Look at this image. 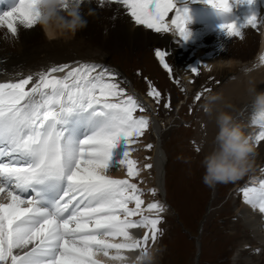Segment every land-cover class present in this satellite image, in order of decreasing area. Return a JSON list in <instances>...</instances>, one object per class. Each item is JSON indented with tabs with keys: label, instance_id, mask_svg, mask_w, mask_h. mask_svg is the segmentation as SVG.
<instances>
[{
	"label": "snow or ice",
	"instance_id": "1",
	"mask_svg": "<svg viewBox=\"0 0 264 264\" xmlns=\"http://www.w3.org/2000/svg\"><path fill=\"white\" fill-rule=\"evenodd\" d=\"M39 2L20 0L0 15V27L6 26L12 37L17 36L18 25L32 29L39 18ZM105 2L126 8L136 25L157 33L174 27L179 37L189 38L187 13L176 9L174 0H100L102 6ZM236 2L251 5L254 0ZM207 3L230 10L229 0ZM170 12L174 17L168 25ZM245 27H259L256 15L241 26L225 24L222 31L243 39ZM155 55L171 73L167 53L157 50ZM259 60L264 64V55ZM147 96L160 104L161 93L155 88ZM163 107L170 110L171 100ZM145 111L114 73L95 64L54 66L36 77L0 82V264H98V254L122 261L126 258L122 252L147 249L149 240L156 242L163 206L149 203L146 210L156 216H144L143 192L131 182L140 175L137 162L129 157L131 145L149 128V119L137 115ZM77 112L93 116L85 122L90 131L80 138L69 135L66 127V118ZM121 139L128 146L120 162L128 179L108 174L113 149ZM262 141L264 131L255 143ZM242 196L264 214V180L258 187L243 188ZM137 216L140 219H132ZM140 228L147 229L143 238L130 243L129 230ZM117 238L123 242H111Z\"/></svg>",
	"mask_w": 264,
	"mask_h": 264
},
{
	"label": "bare ground",
	"instance_id": "2",
	"mask_svg": "<svg viewBox=\"0 0 264 264\" xmlns=\"http://www.w3.org/2000/svg\"><path fill=\"white\" fill-rule=\"evenodd\" d=\"M175 2V0H174ZM96 14L94 17H88V26L82 31H79L74 37L62 38L54 41H49L45 37V33L42 29H24L18 36L11 37V40H6L0 36V46L3 50H0V76L8 75L16 79L17 81L32 75L37 76L34 73V68L48 69L49 65L54 63H66L81 61L99 64L105 62L107 65H113L111 60V50H116L124 45L133 46L135 48H141L146 44L154 41V38L160 37L154 32L144 30L142 27H138L135 22L128 15V12L120 8L113 9L110 6L106 8L95 7ZM87 12L88 5L83 6L82 9ZM259 22L257 29L251 27L245 31V36L242 41H239L232 45H226L223 51L219 54V58L215 59L211 55H214L218 51L209 49L207 53V63L203 64V69L208 74L212 75L210 78H217L220 82H223L219 86L215 87L214 92L210 95L220 94L221 99L218 100L214 108L216 111H227L232 116L240 113L241 109L248 107L251 103L248 89L251 86H255L258 92H264V64L260 63V56L264 55V27H262V16L260 10H255ZM173 18V12H170L166 18ZM37 38L38 40L32 39ZM164 38L170 43V48L174 54H177L178 47L175 49L174 41L171 36H164ZM237 41V40H235ZM183 47V48H182ZM181 50H186L188 47H196L194 44L182 45ZM198 55H202L201 49L196 50ZM233 60L236 63L226 62L225 60ZM236 59L248 61L247 64H241ZM70 64V65H71ZM230 64V65H229ZM69 65V66H70ZM214 65V66H213ZM228 65V66H227ZM29 71L28 73H26ZM230 106V107H229ZM150 120L152 115L156 113V108L150 106L148 109ZM214 117V114L212 115ZM211 116V117H212ZM215 120V119H214ZM213 122V120H212ZM244 133L249 136L255 145L256 154L253 157V163L255 167L264 166V142L256 144V136L252 134L254 130H261L264 128V122H256L254 118L241 124L238 121ZM214 125V124H213ZM151 130L155 133V124ZM143 138V137H142ZM142 138H140L133 147L139 149V153L143 157L146 155V151L142 150ZM123 143V139L118 141ZM123 148L117 146L113 149L115 157L121 158L124 155L119 154ZM145 148V147H144ZM143 152V153H142ZM143 154V155H142ZM122 160V159H121ZM133 160L137 162V166H140L142 162L139 156L135 155ZM153 168H154V189L159 193L160 202L165 200L163 188H165L164 169H165V158L163 153L157 151L153 156ZM124 170L126 167L122 165ZM110 172L113 176H117L119 179H124L125 175L118 174L112 169ZM256 175L252 182L255 184L257 177ZM128 178V177H127ZM132 183H136L138 187L145 193V187L148 186L146 182H143L141 177L138 176L131 180ZM163 185V188H162ZM245 187H240L243 189ZM162 195V198L160 197ZM158 199V200H159ZM142 205L144 216H148L155 212H148L145 204L156 202L157 200L145 201ZM130 208H134V204L129 205ZM239 215L245 220L247 227L251 228L255 232L259 239L264 241V214L260 213L258 209H254L251 205L247 204L242 200V206L239 210ZM140 217H133L132 219L138 220ZM259 225V226H258ZM133 237H137V232L132 230L130 232ZM115 243L123 242L122 238H117ZM261 248L264 244H261ZM136 251H124L121 254L125 257L135 256ZM114 254V251H113ZM114 264H120V261H114Z\"/></svg>",
	"mask_w": 264,
	"mask_h": 264
},
{
	"label": "rangeland",
	"instance_id": "3",
	"mask_svg": "<svg viewBox=\"0 0 264 264\" xmlns=\"http://www.w3.org/2000/svg\"><path fill=\"white\" fill-rule=\"evenodd\" d=\"M32 39L38 40L36 37ZM129 47H132L131 53L133 56H135L136 54H138L140 51L143 50L141 48H143L144 46L136 49L133 46L124 45L123 47H120L117 50H116V47H114V50L112 51V53H119L126 57L127 55L130 54ZM0 50H3L2 46H0ZM236 60H238V62L241 63L238 65H244L248 63V61H243L241 59H236ZM225 61L230 62V63H236L235 61L229 60V59ZM110 62H112V59L110 60ZM208 76L211 77L212 75L208 74ZM212 81L218 82L219 80L217 78H212ZM155 115L156 113L154 114V117ZM162 117L166 119L167 113L163 114ZM148 119L150 121L149 129L151 130L152 126L155 124V119H153V116L151 120H150V117ZM211 119L213 120V122H211L210 124V130L212 129V127L215 126L214 117L212 116ZM198 130L199 128H194V129L180 128L178 130L175 129L174 130L175 137L172 139V141L168 142L170 144L169 145V157L171 161L170 172H172L171 174H172V177L174 178V180L172 178L173 188L170 192L171 193L170 196L172 197L174 202H176L178 205L180 204L181 212L184 215L183 217L186 223L188 224V228H190L193 231V233H196L198 226H200V219L202 217V213L205 212V204L208 201V198H209L208 191L210 190V188L207 187L202 182L204 169L201 166L200 162L203 159V156L211 150L212 147L210 144L213 141V138H212L210 140V143L207 142V140H205V137ZM217 131H218L217 129H214V134H213L214 136ZM194 137L195 138L201 137V141H204L205 144L208 143L206 149L201 155H199L198 158L192 157V153L190 151V146H191L190 139ZM148 139H149V134H145L144 137L142 138V142L140 143L142 145V150L146 151V155L142 154L143 155L142 157L141 154L139 153V149L136 148L135 153L132 155V157H129L133 159V157L137 155L139 156V159L142 162V164L137 167L140 170L139 176L141 177L142 181L149 184L148 186L145 187V193L147 189H150V188L154 189V177H155L154 168L152 167V169H150L151 180L146 181L144 179V176H146L149 173V170H146L144 168L146 164L150 163L149 159L147 160L146 158L148 157V153H149V150L146 149V143ZM150 143H152V141H149V144ZM153 156L154 154L151 157L150 164L152 165H153V161H152ZM172 168L174 169L173 171H172ZM255 168L256 167H254V169ZM192 170H193L194 175L196 176V178L193 181L191 179ZM118 174L125 175L123 173H118ZM232 185H233V182L224 185L222 188V194H221L222 198H217V200L215 201V204L218 203V205H217V209L212 212L211 216L209 217V221L206 224L205 232L207 234L206 237L208 238H205V241L207 244V250L205 249V251L203 252L201 264L220 263L223 259H226L228 257H229V262H231L232 264H235L232 261V258L234 256L233 254L234 248L236 247L234 245L236 241L243 239V236H242V233H237L234 235L229 234L230 224L231 223L233 224L234 219H236L235 212H234L235 208L233 205L234 197L232 195V188H231ZM145 193L141 198L145 199V201L151 200V195H145ZM222 200L223 202H221ZM226 200L227 202L224 203ZM222 204L226 206V210H228V212H226V210H223V212L221 211L222 208L224 207L222 206ZM241 206H242V203L237 204V207H236L237 212H239ZM177 218H178V214H177ZM221 218H224L223 221L224 223H226V225L224 226L219 225L221 224L220 222ZM213 219L215 220L212 222ZM241 219L243 218L241 217ZM167 223H168V233L166 235L167 237L165 236L164 249L162 251L163 253H162L161 259L160 257L158 258V262L160 261L158 264H173V263L174 264H193V257L195 253L194 239L191 236L188 237V235H184L186 238L181 236L183 230L180 228V226L179 227L176 226L177 225L176 215L171 216L170 221L167 220ZM243 223L245 224V226H247L244 219H243ZM207 226H209L208 228H210L211 226L210 232L207 231ZM241 226L242 225H240V230H242V227H243ZM166 231H167V228H166ZM180 238H183V241L184 240L185 241L179 242ZM261 246L262 245L259 244L260 248ZM152 247L156 248V243L152 244ZM222 264H225V260L222 261Z\"/></svg>",
	"mask_w": 264,
	"mask_h": 264
},
{
	"label": "clouds",
	"instance_id": "4",
	"mask_svg": "<svg viewBox=\"0 0 264 264\" xmlns=\"http://www.w3.org/2000/svg\"><path fill=\"white\" fill-rule=\"evenodd\" d=\"M93 3L94 0H40L37 25L49 41L74 37L87 28L88 17L95 16L96 11L91 7ZM84 5H88L87 12L82 10ZM248 93L254 121L264 122V92H258L253 85L249 87ZM220 99V94L210 96L204 106L207 115L214 114L218 129L212 141L213 147L200 162L204 169L202 182L209 188L243 178L251 170L256 154L251 138L229 112L220 110L214 113L213 106ZM134 241L135 237L129 242ZM162 251L150 246L135 256H127L120 264H158ZM96 259L98 264H114L102 254H98Z\"/></svg>",
	"mask_w": 264,
	"mask_h": 264
}]
</instances>
